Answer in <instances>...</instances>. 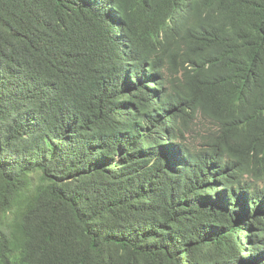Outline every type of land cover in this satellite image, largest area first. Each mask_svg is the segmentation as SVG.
I'll return each instance as SVG.
<instances>
[{"label":"trees","instance_id":"obj_1","mask_svg":"<svg viewBox=\"0 0 264 264\" xmlns=\"http://www.w3.org/2000/svg\"><path fill=\"white\" fill-rule=\"evenodd\" d=\"M0 264H264V0H0Z\"/></svg>","mask_w":264,"mask_h":264},{"label":"rangeland","instance_id":"obj_2","mask_svg":"<svg viewBox=\"0 0 264 264\" xmlns=\"http://www.w3.org/2000/svg\"><path fill=\"white\" fill-rule=\"evenodd\" d=\"M195 124H196V134H194V136H196L197 133L203 132L201 120H198Z\"/></svg>","mask_w":264,"mask_h":264},{"label":"clouds","instance_id":"obj_3","mask_svg":"<svg viewBox=\"0 0 264 264\" xmlns=\"http://www.w3.org/2000/svg\"><path fill=\"white\" fill-rule=\"evenodd\" d=\"M209 31H211L212 33L214 32L213 29L211 30L210 28H209ZM213 34H214V33H213Z\"/></svg>","mask_w":264,"mask_h":264}]
</instances>
